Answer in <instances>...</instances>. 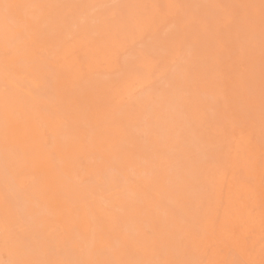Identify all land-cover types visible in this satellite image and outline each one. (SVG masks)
Wrapping results in <instances>:
<instances>
[{"label":"rangeland","instance_id":"1","mask_svg":"<svg viewBox=\"0 0 264 264\" xmlns=\"http://www.w3.org/2000/svg\"><path fill=\"white\" fill-rule=\"evenodd\" d=\"M263 215L264 0H0V264H264Z\"/></svg>","mask_w":264,"mask_h":264},{"label":"bare ground","instance_id":"2","mask_svg":"<svg viewBox=\"0 0 264 264\" xmlns=\"http://www.w3.org/2000/svg\"><path fill=\"white\" fill-rule=\"evenodd\" d=\"M139 24V23H138ZM131 27V26H130ZM47 38V37H46ZM112 65V64H111ZM159 90V89H158ZM185 97V96H184ZM196 99V98H195ZM200 101V100H199ZM151 128V127H150ZM215 133V132H214ZM168 136V135H167ZM227 139V138H226ZM131 141V140H130ZM204 143V142H203ZM195 150V149H194ZM244 155V154H243ZM80 158V157H79ZM86 178V177H85ZM250 190V189H249ZM245 191H246V189H245ZM241 194V193H240ZM246 194V193H245ZM243 195V194H242ZM239 211V210H238ZM243 211H246L247 212V210L246 209H243ZM242 212V211H241ZM249 213V212H248ZM188 214V213H187ZM242 214L243 213H241V215L239 216L238 215V217L236 218L235 217V219H232L231 221H230V225L232 226V227H235V226H237L238 227V229H233L232 228V230H230V231H226V232H224L223 233V235H222V237L224 238V239H227V242H228V240H231L232 242H234V244L233 245H237L239 248H243V247H241L243 244H240V243H238L237 241H240L241 239H242V237L245 235V234H247L248 233V227L246 226V227H244L245 225H244V223H245V221H244V223H242V226H241V221H240V219H242V220H245L246 218H247V215H246V213L242 216ZM251 214V213H250ZM257 215V214H256ZM246 216V217H245ZM264 216V215H263ZM248 217H249V215H248ZM229 219L230 218H228V221H229ZM161 220V219H160ZM248 221V220H247ZM256 222V221H255ZM158 223V222H157ZM34 225V224H33ZM36 225V224H35ZM152 226V225H151ZM167 226V225H166ZM240 226H241V228H242V230H240L239 228H240ZM137 227V226H136ZM236 227V228H237ZM257 228H258V230H261L262 231V229L264 228V224H262V225H260V226H252V227H249V229H250V232L252 231H256L257 230ZM154 229V228H153ZM264 231V230H263ZM239 237H240V239H239ZM209 241V240H208ZM237 242V244H235ZM207 246V245H206ZM236 246V247H237ZM244 246V245H243ZM235 248V247H234ZM226 249V248H225ZM128 251V250H127ZM224 252V251H223ZM197 254H198V252H197ZM172 264V263H171ZM214 264V263H213Z\"/></svg>","mask_w":264,"mask_h":264}]
</instances>
